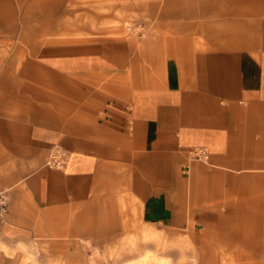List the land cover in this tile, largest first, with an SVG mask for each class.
Returning a JSON list of instances; mask_svg holds the SVG:
<instances>
[{
    "label": "crops",
    "instance_id": "0c3cea01",
    "mask_svg": "<svg viewBox=\"0 0 264 264\" xmlns=\"http://www.w3.org/2000/svg\"><path fill=\"white\" fill-rule=\"evenodd\" d=\"M132 10L156 24V2ZM160 21L163 34L43 54L50 80L31 87L22 67L8 84L0 168L30 170L0 223L1 248L21 251L0 264L31 242L27 262L74 264L77 239L140 223L210 225L264 264V0H164Z\"/></svg>",
    "mask_w": 264,
    "mask_h": 264
},
{
    "label": "rangeland",
    "instance_id": "374dc122",
    "mask_svg": "<svg viewBox=\"0 0 264 264\" xmlns=\"http://www.w3.org/2000/svg\"><path fill=\"white\" fill-rule=\"evenodd\" d=\"M148 1L156 2V24L150 27L133 25L137 14L132 8ZM164 0H0V99L19 95V90L8 84L20 81V70L28 71L23 77L31 87L38 76L50 80L37 67L41 56L47 53H67L69 49L82 50L84 40L120 39L137 41L138 36L163 34L158 24ZM142 17V15H140ZM138 44V42H136ZM11 87V88H10ZM28 98L36 93L28 90ZM51 93V91H49ZM17 95V96H18ZM52 154L49 161L57 159ZM53 158V159H52ZM28 170L0 168V177L7 190L8 200L16 193L26 202L21 189L20 176ZM8 202V204H9ZM106 222V219H104ZM109 232L114 230L112 220H107ZM205 229V230H204ZM210 225L197 233L161 225L140 223L124 232H112L107 238L77 239L74 264H259L258 251L229 249L227 233H217ZM32 252L37 245L33 242ZM40 250V248H39ZM21 250H3L0 255L13 257ZM19 259L27 262L30 256ZM35 264H39L38 260ZM64 264V262H60ZM66 264V263H65Z\"/></svg>",
    "mask_w": 264,
    "mask_h": 264
},
{
    "label": "built area",
    "instance_id": "2783aa9c",
    "mask_svg": "<svg viewBox=\"0 0 264 264\" xmlns=\"http://www.w3.org/2000/svg\"><path fill=\"white\" fill-rule=\"evenodd\" d=\"M60 154L57 156V158H60ZM193 157L199 160H207L208 154L203 151L202 149H196L194 150ZM59 164H61L62 159L57 160ZM8 194L7 190L2 186L1 180H0V223H4L7 220V210H8Z\"/></svg>",
    "mask_w": 264,
    "mask_h": 264
}]
</instances>
